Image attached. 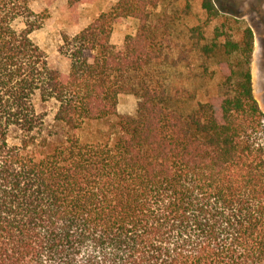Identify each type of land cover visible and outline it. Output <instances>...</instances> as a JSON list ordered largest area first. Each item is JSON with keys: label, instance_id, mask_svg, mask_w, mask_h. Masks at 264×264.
<instances>
[{"label": "trees", "instance_id": "16d2710c", "mask_svg": "<svg viewBox=\"0 0 264 264\" xmlns=\"http://www.w3.org/2000/svg\"><path fill=\"white\" fill-rule=\"evenodd\" d=\"M32 1L0 0V264H264L252 29L207 38L196 25L164 47L180 15L119 0L63 36V74L32 36L47 17ZM92 1L67 0L74 14ZM121 17L138 28L118 46ZM187 48L208 65L175 59ZM123 92L139 97L136 116L119 113Z\"/></svg>", "mask_w": 264, "mask_h": 264}, {"label": "rangeland", "instance_id": "374dc122", "mask_svg": "<svg viewBox=\"0 0 264 264\" xmlns=\"http://www.w3.org/2000/svg\"><path fill=\"white\" fill-rule=\"evenodd\" d=\"M119 0H93L92 2L81 3L76 14L69 9L67 0H33L32 9L36 13L45 12L47 17L41 28L35 30L33 38L45 50L51 68L59 70L61 73H68L70 60L61 54L59 46L63 36H73L84 29L100 13L109 11ZM219 10V18L207 22L205 11L201 8L200 0H191V11L189 14L183 13V4L174 0H160L159 5L154 8L153 16L167 12L180 17L172 23L171 33H173L164 43L175 46L177 44L188 43L189 31L192 26L201 25L205 28L206 37H211L215 28L218 27L223 36L231 39H239V31L250 27L254 35V50L252 55V78L254 95L264 111V0H214ZM23 26V24H21ZM138 21L132 17H121L113 25L112 43L122 42L127 35H134L137 32ZM162 55V59H173V56ZM175 59L180 60L184 65L202 63L204 59H199L192 51L177 54ZM213 69L212 63L209 64ZM191 69V68H190ZM205 72V71H204ZM202 72V73H204ZM205 76V75H204ZM201 76L198 85L201 91H205L208 85V78ZM219 79V74L217 77ZM210 84H213L211 82ZM187 86H189L187 84ZM191 88V87H190ZM140 99L132 92H123L118 98V111L120 114L136 116L139 111Z\"/></svg>", "mask_w": 264, "mask_h": 264}, {"label": "crops", "instance_id": "0c3cea01", "mask_svg": "<svg viewBox=\"0 0 264 264\" xmlns=\"http://www.w3.org/2000/svg\"><path fill=\"white\" fill-rule=\"evenodd\" d=\"M111 40H112V38H111ZM115 45L121 46L122 42L115 43Z\"/></svg>", "mask_w": 264, "mask_h": 264}]
</instances>
